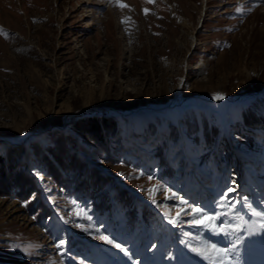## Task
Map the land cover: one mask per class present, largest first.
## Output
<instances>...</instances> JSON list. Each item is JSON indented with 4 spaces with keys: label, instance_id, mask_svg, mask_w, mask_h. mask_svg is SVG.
I'll list each match as a JSON object with an SVG mask.
<instances>
[{
    "label": "rangeland",
    "instance_id": "obj_1",
    "mask_svg": "<svg viewBox=\"0 0 264 264\" xmlns=\"http://www.w3.org/2000/svg\"><path fill=\"white\" fill-rule=\"evenodd\" d=\"M121 2L0 0V157L35 180L28 199L0 194V264H208L192 249L227 234L180 210L218 213L234 235L236 195L264 213V194L240 192L264 190V0ZM176 92L179 124L153 108ZM92 117L110 121L100 141L83 128ZM190 156L215 189L202 207L180 191Z\"/></svg>",
    "mask_w": 264,
    "mask_h": 264
},
{
    "label": "bare ground",
    "instance_id": "obj_2",
    "mask_svg": "<svg viewBox=\"0 0 264 264\" xmlns=\"http://www.w3.org/2000/svg\"><path fill=\"white\" fill-rule=\"evenodd\" d=\"M203 100V99H202ZM222 99H219V98H209V99H204L203 102H202V105L206 106V107H209L211 109L214 108V105L216 103H219ZM232 101H235L237 100V98H233L231 99ZM153 108L155 109H158L160 110L161 112H164V113H167L168 115H170V118L172 119V121L176 124H179V116H180V113L182 111V106H181V102H180V99H179V93L176 92L174 94V96L172 97V99L165 105H159V106H153ZM109 112L111 114H114V115H118V114H123L124 116H129V114L127 113H124V112H121V111H118L116 109H109ZM71 118H68L67 121L70 122ZM182 126V124H180ZM181 126H177L178 128H180L181 130ZM183 132V131H182ZM237 154V159L239 161H241L242 159H245L246 160V157L245 155H243L241 152H236ZM189 159L191 160L190 164L197 168L196 170V173L194 172V174L189 178L190 179V183L188 182L187 184H184L181 188V192L186 194V191L189 187H192L191 189H195L196 190V187H197V190L200 189L199 188V185L202 187V190L201 192H195L196 194L197 193H201L199 195H202L203 197V194H205L206 192H208V195L209 197H211L214 193H213V186L212 187H209V185H211V181L209 180L210 179V175L208 174V172H206L203 168H198V164H199V161L197 159H195L194 157H189ZM259 166L258 163L256 162H248V164H244V168H243V172L244 174L245 173H249V174H254L256 172V168ZM242 180L241 179V183H242ZM189 181V180H188ZM197 184V185H196ZM192 185V186H191ZM260 185H263L264 186V183L263 182H260L259 186L257 187V189H260L261 186ZM242 185L240 184V186H238L239 188H243L241 187ZM264 189V187H262ZM262 189V190H263ZM260 190V191H262ZM253 191V190H252ZM251 191V192H252ZM250 192V196H254L256 197L258 200L262 199L263 197V194H264V190L262 191V193H251ZM258 192V191H257ZM188 193V192H187ZM205 198V197H204ZM251 206L249 205L248 208H246L247 212L249 210ZM253 211L256 212V210L252 209ZM248 218H244V220H250V221H247L248 223L245 225L246 227V235L248 237H250L249 239L253 240L254 242L257 243V251L261 254V253H264V228H261V225L264 224V222L258 220L260 219L261 217H258L254 214H252V216H247ZM257 218V219H252V218ZM262 219V218H261ZM245 221V222H246ZM264 221V219H263ZM243 226V225H242ZM244 228V226H243ZM222 237V239H226V237L224 236H219V238ZM218 247H220L219 244H217ZM251 249V248H250ZM252 254V252H251ZM260 256V255H259Z\"/></svg>",
    "mask_w": 264,
    "mask_h": 264
},
{
    "label": "snow or ice",
    "instance_id": "obj_3",
    "mask_svg": "<svg viewBox=\"0 0 264 264\" xmlns=\"http://www.w3.org/2000/svg\"><path fill=\"white\" fill-rule=\"evenodd\" d=\"M111 3L114 4V6H117L121 9L126 8L127 5L122 3L121 0H110ZM146 2L154 3L155 0H146ZM147 14V9L145 10ZM235 192V189L231 186L225 190L221 194V198L218 201L219 207L224 209L225 216L228 215L227 209H230L233 207V201L230 199V194ZM182 204H185L186 202L181 201ZM246 203V201H245ZM235 211V210H234ZM192 214L193 216V225L199 226L207 231L212 232L213 234H216L218 232L224 231L227 235H234L239 229H232L227 228L225 229L223 225L216 224L214 222L221 220L222 217L218 213H209L205 211L204 209L200 207L191 208L190 212L188 210L182 209L179 214ZM254 215L258 217H264V213L261 212H255ZM261 228H264V224L261 225ZM106 242L113 243L111 240H108L107 237L104 238ZM240 236H236L235 241H233V247L231 249L224 248V247H218L215 243H206L205 246L201 249L193 248L192 251L196 253L199 257L206 260L208 264H224V262L227 260L228 255L231 252L236 251V244L241 241ZM117 248H120L119 244L115 245ZM123 251V249H121Z\"/></svg>",
    "mask_w": 264,
    "mask_h": 264
},
{
    "label": "trees",
    "instance_id": "obj_4",
    "mask_svg": "<svg viewBox=\"0 0 264 264\" xmlns=\"http://www.w3.org/2000/svg\"><path fill=\"white\" fill-rule=\"evenodd\" d=\"M82 121H84L83 128L85 132L95 141L101 140L104 128L110 125V121L105 117H92ZM65 150L66 149H63L64 153L62 156L67 155V159L70 160L68 164L73 161H77L76 155H70V153L67 151L65 152ZM55 157L59 161H62L61 154H55ZM63 164L65 165L66 162H62V165ZM9 168L10 169L4 168L3 159L0 157V194L15 193L23 199H28L31 191L35 189L34 178L25 171H15L11 166ZM52 175L56 179L58 178V175L54 174L53 172ZM43 208L44 207H40L39 211H41Z\"/></svg>",
    "mask_w": 264,
    "mask_h": 264
}]
</instances>
